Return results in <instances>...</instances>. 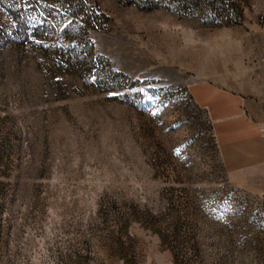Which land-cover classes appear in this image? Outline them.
<instances>
[{
  "label": "rangeland",
  "instance_id": "1",
  "mask_svg": "<svg viewBox=\"0 0 264 264\" xmlns=\"http://www.w3.org/2000/svg\"><path fill=\"white\" fill-rule=\"evenodd\" d=\"M85 1L93 51L126 75L131 103L44 74L9 8L54 38L69 20L59 0H0V264H264V195L229 182L182 65L194 32L243 34L213 63L225 81L242 72L264 112V0H201L193 15Z\"/></svg>",
  "mask_w": 264,
  "mask_h": 264
},
{
  "label": "crops",
  "instance_id": "2",
  "mask_svg": "<svg viewBox=\"0 0 264 264\" xmlns=\"http://www.w3.org/2000/svg\"><path fill=\"white\" fill-rule=\"evenodd\" d=\"M231 31L223 27L222 34L208 37L194 32V44L183 49L186 57H182V65L196 76L188 84V91L208 114L229 182L245 192L264 195V112L256 96L248 91L251 86L241 83L242 72L233 73L235 81H225L217 76L225 73L213 63L214 52L221 51L222 39H231L236 48L243 46V34L233 39ZM240 58H244L243 52Z\"/></svg>",
  "mask_w": 264,
  "mask_h": 264
},
{
  "label": "trees",
  "instance_id": "3",
  "mask_svg": "<svg viewBox=\"0 0 264 264\" xmlns=\"http://www.w3.org/2000/svg\"><path fill=\"white\" fill-rule=\"evenodd\" d=\"M59 1L67 12L69 20L63 26L56 22L52 28L53 31L57 30V36L54 38L41 36L42 31L50 25L46 18H41L42 20L33 27L34 32L29 33L25 27L26 20L21 13V8H9L17 35L22 40L30 42L34 51L40 55L38 62L44 74L47 76V74H51L52 70L55 73V69L65 70L66 73L77 76L88 85H103L104 90L122 89L126 101L131 103L128 87L120 80H126V75L112 69L103 56L93 51L89 28L94 27V17L97 15L87 7L85 0ZM117 1L122 5L135 4L141 10L161 7L181 15H193L201 5V0ZM101 15L107 19L104 14ZM60 80L63 81V79Z\"/></svg>",
  "mask_w": 264,
  "mask_h": 264
}]
</instances>
